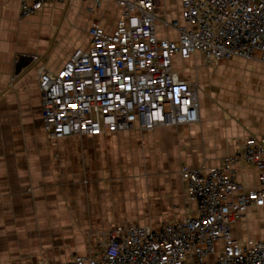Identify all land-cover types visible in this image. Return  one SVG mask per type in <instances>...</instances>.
Wrapping results in <instances>:
<instances>
[{
  "label": "crops",
  "instance_id": "crops-1",
  "mask_svg": "<svg viewBox=\"0 0 264 264\" xmlns=\"http://www.w3.org/2000/svg\"><path fill=\"white\" fill-rule=\"evenodd\" d=\"M20 2L0 0V264H69L99 250V238L115 226L193 215L181 167L218 166L248 137L263 140L264 63L256 55L208 66L200 52L174 58L179 74L199 87L198 122L50 138L38 69L57 72L90 45L94 22L113 30L122 9L106 0L90 12L86 1L67 0L22 18ZM166 5L158 16L162 9L167 20L180 18L179 2ZM160 35L177 38L166 27ZM234 170L246 186L258 184L254 165ZM232 232L243 244L264 241V206L250 207Z\"/></svg>",
  "mask_w": 264,
  "mask_h": 264
},
{
  "label": "built area",
  "instance_id": "built-area-1",
  "mask_svg": "<svg viewBox=\"0 0 264 264\" xmlns=\"http://www.w3.org/2000/svg\"><path fill=\"white\" fill-rule=\"evenodd\" d=\"M66 1L21 0L19 13L31 17ZM84 1L93 12L106 0ZM114 1L122 14L113 30L94 22L87 48H76L55 73L38 69L52 139L198 122L199 87L174 68L177 56L187 60L200 52L208 64H217L257 55L264 63V0H176L180 18L162 22L177 32L175 39L158 32L163 0ZM240 162L259 170L256 186L236 178ZM180 172L186 197L196 204L193 215L156 226H115L99 250L75 255L69 264H264V241L243 244L232 232L250 207L264 206V138L248 137L218 166L183 165Z\"/></svg>",
  "mask_w": 264,
  "mask_h": 264
},
{
  "label": "rangeland",
  "instance_id": "rangeland-1",
  "mask_svg": "<svg viewBox=\"0 0 264 264\" xmlns=\"http://www.w3.org/2000/svg\"><path fill=\"white\" fill-rule=\"evenodd\" d=\"M164 2H165V4H168V5H166V7H170L171 6V2H176V0H164ZM160 12H161V14H160V16H159V18H160V21H158V24H157V27H158V32H159V35L161 34V30L163 31V29L165 28L164 27V24L162 23L164 20H166V18L164 17V15L162 14V12H163V10L161 9L160 10ZM206 62V61H205ZM206 64L208 65V66H214V65H218V63L217 64H208L207 62H206ZM135 130H137V129H135ZM129 131H131V130H129ZM104 237H105V232L103 233V235L99 238V244L104 240ZM97 245H98V243H97Z\"/></svg>",
  "mask_w": 264,
  "mask_h": 264
}]
</instances>
